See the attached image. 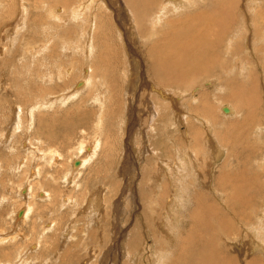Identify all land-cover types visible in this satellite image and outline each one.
Here are the masks:
<instances>
[{
    "label": "rangeland",
    "instance_id": "1",
    "mask_svg": "<svg viewBox=\"0 0 264 264\" xmlns=\"http://www.w3.org/2000/svg\"><path fill=\"white\" fill-rule=\"evenodd\" d=\"M72 1L79 3L83 0L69 2ZM153 1L151 17L165 4L164 2L167 3L169 0H161L158 3L157 0ZM25 2L24 5L21 0H0V141H3L4 134L7 136L6 143L0 144V180L2 181L0 182L2 187H0V264H87L90 257L91 261H88V264H166L170 259L177 264V256L180 259L188 256L192 262H196V257L191 258L190 254L184 252H191L193 256L199 253L207 255L209 252L205 248L208 242L212 239L219 240L218 234L224 226L232 234L227 242L221 244L224 247L217 248L218 256L222 255L225 260L231 258V264H264V228H262L264 227V176H262L264 175V131L263 134L258 135L253 131L254 128L248 120L249 129L246 132L248 134L251 132L252 137L248 135L245 137L253 139L250 143L252 145L243 142L244 144L241 143L230 150V148L219 147L215 141L213 146L210 145L211 148H208L206 143L204 146L200 136L195 135L194 132L205 131L206 125L198 121L200 118L197 116L202 117L203 120L204 118L202 114L194 111V105H199L201 102L199 94L201 97L206 95L208 101L213 98L210 96L213 87L207 86L209 79L198 80L200 82L197 86L201 85L202 89L196 88L197 92L193 96L197 99L196 104L193 98L184 99L188 97L186 91H192L196 85L189 87L186 83L184 87L176 88L173 86L175 82H172L173 85L169 89L161 86L157 88L153 79L147 74L148 64H145L147 62L142 56L144 48H138L141 43L133 45L131 39H128L132 33L128 31V27L132 26L124 27L127 25L126 22L118 19L127 15L125 12L128 8L116 7L115 0L112 2L111 0H94L91 4L89 3L88 7H91L92 12L93 9L102 8L104 5V9L98 13L102 15L101 19L104 23L99 30L100 39H95L92 45L88 44V39L82 30H85L89 23L81 29L80 19L70 17L69 7L62 13L59 12L61 5H57L53 0H25ZM173 2L175 1L171 0L168 6L174 9L180 7L179 2H176V5ZM246 3H244L245 6ZM156 4L158 7L155 6ZM22 6H26L24 8L27 10L22 12ZM171 9L167 8V13H170L168 18L171 19L184 12L182 9L172 12ZM115 10H118L119 14ZM245 11L249 13L247 16L251 23L247 25L251 29L247 30L249 38L244 42H246L245 46L247 43L251 44L254 50L253 28L256 24L262 25L261 29L264 28V22L259 23L262 20L257 21V19L252 21L253 11L248 7ZM54 15L62 18L57 21ZM109 15L114 30L124 35L120 36V39L114 36V31L111 33L112 29L107 20ZM117 21H121L120 24L123 27ZM170 21L166 23V28H168L167 24L174 23ZM12 28L13 31H11ZM123 28L124 31L120 30ZM54 29L60 32L76 30L75 39L72 41L63 39L61 36L56 37ZM86 31L91 32L88 27ZM104 31L105 34L111 33L106 39H102L105 35L101 32ZM125 36L126 40H124ZM86 46H91L90 53L89 50L86 51ZM121 47H123L122 51ZM256 48L263 50L264 41ZM130 49L135 50L138 60L129 53ZM87 54L89 55L86 56ZM252 55L253 53L248 50L244 54L239 52L235 57H241L246 59V62L253 63ZM263 65L256 68L258 72L264 71ZM87 66L94 68L96 76V79L92 81L94 87L91 85L83 87V85L78 93L75 91L76 95L72 100L71 98L67 100L68 102L59 100L48 108L38 106L31 115L32 123L30 119L26 120V113L21 114V118L23 117L21 123L25 122L29 125L26 130H24L26 125L24 124V129L22 127L20 131H12L14 117L18 114L17 110H27L32 106L30 105L32 100L37 102L41 100V96L48 99L52 95L64 97L67 92L71 93L76 88V82H82L83 72ZM65 68L71 72L66 74ZM249 68L247 66V73L251 72ZM140 73L142 76L136 77V74ZM257 74L258 87L262 94L258 107L264 111V75ZM253 76L254 74L251 77ZM156 91L162 92L166 99H157V101ZM220 92L223 93L216 90V94ZM185 100L189 102L186 103ZM225 102L220 106L213 105L215 108L213 121L215 122L216 118L217 122L214 123V127H211L214 130L212 134L209 133L215 140L221 136L220 132L219 136H216L217 129L221 130L226 125L232 127L231 120L222 119V115L217 111V106L219 108L230 106L229 102H226L228 105ZM156 105L162 109V112L159 111L160 116H153V108ZM162 106L167 111L163 110ZM38 111L44 121L38 117ZM148 116L153 118L149 120ZM255 118L264 128L263 115ZM243 125L247 129L246 125ZM188 135L198 139L199 144L203 145V148L196 145V152L200 154L204 151L198 155L200 159L195 163L193 171L184 162L180 169L176 166L183 159V155L194 151L190 145L192 143L194 146L195 143L189 140ZM230 136L237 138L239 134L231 132ZM95 137H99L101 146L97 147L93 159L76 173L73 179L64 181V175L69 172L71 166H77L80 158L85 157L88 152L86 150H89ZM242 139L243 137H240L235 141ZM27 141L42 150L49 148L57 155L52 166L39 165L41 174L39 173L38 176L35 174L33 177L44 183L45 188L50 189L51 195L56 192L60 200H65L66 196L71 200L52 206L50 200L49 204L37 199L34 211L23 220L22 208L28 207L30 200L26 196L28 192L26 193V186L21 184L20 177L24 168L27 167L23 165V162L26 161L28 164L33 158L29 154L31 151L28 149ZM220 150L222 154H217ZM43 158L40 162H43ZM185 158H188L190 163L187 154ZM147 163L151 165L148 170ZM164 168V173L177 169L178 172L174 173V176H178L177 184L180 190L175 181L172 183L169 177V181H166L159 176L160 169L164 170ZM51 176L56 179L51 181L49 179ZM217 179L218 182H216ZM211 182L214 183L211 184ZM171 188H176L180 198H186L187 203L183 207L182 203L177 201L176 214L179 216L175 218L176 214H173L175 220L168 217L170 207L167 206L166 198L170 196L173 190ZM146 189L151 191L147 192ZM163 189L166 190L163 191ZM141 190L147 192L146 196ZM151 193L150 201L154 204L152 205L153 216L149 219V214L145 212L147 203H143V200ZM236 194H238L237 197H235ZM173 199L176 200L175 196ZM94 203L97 208L93 206ZM91 206L94 207L92 211ZM198 208L201 211L199 222L201 220L200 225L203 230L200 234L193 236L195 238L191 237L188 242H182L188 233L194 231L188 222L191 221V214L197 212ZM241 212L253 214L252 219L249 221ZM247 223L252 227L255 223L257 227L260 226L259 232L254 237L260 246L255 247L253 252L249 251L252 249H249L247 241L251 236L244 235L241 230V228H251ZM169 227L176 230L173 233L171 230L169 232ZM196 238L202 240V245ZM221 241L223 242V239ZM35 244L38 245L35 246ZM161 244L166 245L163 250L160 248ZM198 248L201 252L197 250ZM161 251L166 253L168 259L163 257ZM177 251L180 253L178 254ZM174 252L177 253L174 254Z\"/></svg>",
    "mask_w": 264,
    "mask_h": 264
},
{
    "label": "bare ground",
    "instance_id": "2",
    "mask_svg": "<svg viewBox=\"0 0 264 264\" xmlns=\"http://www.w3.org/2000/svg\"><path fill=\"white\" fill-rule=\"evenodd\" d=\"M69 1H71V0H69ZM77 1H79V0H77ZM93 1L94 0H83L82 2L80 1L79 3H77V2L73 3V1H72L71 3L69 2L70 4H68V2H66V0H53V2L56 3L57 5H61V6H59L60 7L59 12H62L63 10H66L69 7L68 11H70V17L72 19H74V18L80 19L81 29H82V27L85 26V24L89 23V26H87V27H88V29H90L91 32L87 33V31H86L87 27L85 30L82 29L84 36L86 35V38L88 39L89 45H92V42L95 39L96 40L100 39L99 30L101 28V25L104 24L102 22V19H101L102 15L100 16L98 14L100 10L104 9V5L102 8L97 7L96 9H93L94 11L92 12L90 10L91 7L90 6L88 7V5H89V3L91 4ZM160 1L161 0H157V3ZM172 1H175V2H173L175 5H176V2H179L180 7H177V9H182L184 11L183 13L177 15L173 19L168 18V17H170L169 16L170 13H167V8H172L171 9L172 12H177V9H174L173 7L168 6V4L171 2V0L167 1V3L164 2L165 4L162 5L158 9L157 12H155L156 14L153 17H151L152 10H153V2H154L153 0H115L114 4L116 7L125 6L126 8H128V10H126L128 13L125 12L127 15L122 17V18H118V19L122 20L123 22H126L127 25H125L124 27H126L128 25L132 26V27H128V31L132 32L128 36L129 37L128 39H131V44H133V45H135L137 43H141L140 44L141 46H139L138 48H140V47L144 48V51L142 52V56L144 57L145 61L147 62L145 64H148L147 74L153 79L157 88H160V86H161L162 88L168 87V89H169V87L171 85H173L172 82H175L176 85L174 84L173 86H176V88H179L182 86L184 87V85L186 83L189 87H191V85H196L195 88L192 86L193 87L192 91H190V90L186 91V93H187L186 96H188V97L184 98L186 100L193 98V102L195 103L197 99H195V97H193V96L197 92L196 88L200 87V90L202 89L201 85L197 86L198 83L200 82L198 80L208 78L209 82L207 83V86H210V88L213 87V89H216V90L223 92L222 94H221V92H220V94H216V90L211 89L212 94L210 96L213 98L210 97L211 99L209 101L206 99L207 98V97H205L206 95L205 96L202 95L204 98L201 97L200 94L198 95V97H200L201 102L199 103V105H194L195 106L194 111H197L198 114H202L204 120L201 119L202 117L197 116V118H200L198 120L199 122L206 125L207 131L205 130L203 132L199 131V133H196V132H194V133H195V135L200 136L199 138L202 139V144L205 146V143H206L207 144L206 146L208 148H211L210 145L213 146L215 144V141H216V143L219 147L228 148V149L230 148V150H232V148L239 146L241 143L244 144L243 142H245L249 145H252V144H250L251 140H253V139H250V137H252V136H250L251 132L249 134H248V132H246L249 129L247 121L248 120L250 121V123L252 125L251 127L254 128L253 131L256 132L258 135L263 134L262 132L264 131V128L260 124H258L259 122L255 118V117H258V115L260 117H262V115H263V118H264V111L260 107H258L260 105L262 94H261L260 89L258 87L259 76L257 74V73H259L260 75H264V71L260 70L258 72V70L256 69L257 67H260L263 65L264 49L259 50L258 48H256V46L260 45L261 42L264 41V28L261 29L260 27H262V25H257V24L253 28V36L254 37H253V43L252 44L256 49L254 48V50H253V48L251 47V44L249 45L248 43L245 46L246 42H244V41L247 38H249L247 36V34H248L247 30L251 29V27L247 25V23H251L250 19L247 16L249 13H246L245 9H246V7H248L249 9H251L253 11L252 14H254V16L252 18V21H255L257 19V21L262 20L261 22H259V23H262V22H264V6H263L264 0H249V1H253L252 3H246L243 0H191V1L172 0ZM21 2L24 5L26 4L25 0H21ZM111 2H112V0H111ZM119 3H120V5H119ZM244 3H246V6L244 5ZM157 5L158 4H156L155 6L158 7ZM24 7H26V6H24ZM24 7L22 6V9ZM22 9H21L22 12L24 10H27V8L26 9L24 8L23 10ZM118 10H115V12L117 14H119L117 12ZM118 16H116V17H118ZM54 17L57 21H59L62 18V17L60 18L56 15H54ZM110 18L111 17L109 15L107 20H108V24L110 25V28L112 29L111 33H112V31H114V36H116L118 39H120V36L123 37L124 35L120 31L118 32V31L114 30V25H113L112 19H110ZM110 20H111V22H110ZM168 20H171L174 23H172L170 21L171 22L170 25L167 24L168 28H166L165 25L168 22ZM117 22L120 24L121 21L120 22L117 21ZM12 27L15 28V26H12ZM13 28L11 31H13ZM54 30H55V36L56 37L61 36V38H63V39L72 40V41H73V39H75V31L76 30L71 29L70 31H61V32L57 31L56 29H54ZM120 30L124 31V28L120 29ZM111 33L108 32V34H105V31L101 32L102 35H105L102 37V39L103 38L106 39L107 37H109L111 35ZM5 35L7 36L8 34H5ZM245 35H246V37H245ZM124 40H126V36L124 37ZM102 44L104 45V41L102 42ZM85 49H86V51L89 50V53L92 51L91 46H89ZM122 50H123V47H121V51ZM248 50L250 51V53L251 52L253 53V55H252L253 56L252 57L253 63H251L250 61L246 62L245 61L246 59L241 58L240 56H239L240 58L235 57L238 55L239 52L244 54ZM124 51H126V49ZM129 53L135 57V60L139 59V57L136 56L135 50L132 51L130 49ZM88 55L89 54H87L86 56H88ZM234 57H235V59H233ZM7 65H8V63H7ZM247 66L251 68V69L249 68V70H251L250 73H247ZM69 71L71 72V70H66V68H65L66 74H68ZM83 73H84V75L82 77L83 78L82 82H78V83L76 82V84H75L76 88L73 89V91L71 93L67 92V94H65L64 97H60V95H56V96L52 95V96L48 97V99L46 97H44L45 98L44 99L41 96V100H37V102L36 101L34 102V100H32V102L30 101L31 104L30 103L29 104L32 106L30 108H28L29 110L27 109V107H26L27 110H24V111H22V109H20L19 111H21V113H19V111L17 110L18 114L14 117L15 121L12 124V126H13L12 131L13 132L15 130L20 131L22 129V127L24 126V124H26L25 122L21 123V120L23 118V117L21 118V114L26 113V115H27L26 120L30 119V121H31V120H33V116H31V115H33V112L38 109L37 108L38 106H39V108H43V107L48 108L51 104H54V103L58 102L59 100L61 102H66L69 98H71L70 100H72L76 95L75 93L76 92L78 93L81 89L80 87H82L83 85H84L83 87H89L90 85H91V87H94V85L92 83V81H94V79H96V76L94 75V68L92 66H87V68L84 70ZM252 74H254L253 78L251 77ZM130 76L132 77V75H130ZM139 76H142V74L141 73L136 74V77H139ZM238 78H240L241 80H239ZM253 79H254V82H252ZM244 80H246V81H244ZM140 82H141V80H140ZM183 89L185 90V88H183ZM151 90H153V88ZM186 93H183V94H186ZM156 94H157V97L155 96L156 100L157 99H159V100L160 99L161 100L166 99V97L163 95L162 92L156 91ZM180 94H182V93H180ZM152 97H153V95H152ZM33 98H31V99H33ZM101 101H102V99H101ZM224 101L229 102L230 106H221V108H219L217 106V111L219 114L222 115L221 116V118L223 117L222 119L229 118L231 120L230 126H232V127H228L226 125V127L221 128V130L217 129L215 131L216 136H219V132L221 133V136L218 140H215L210 135V133L212 134V132L214 131L213 128H211V127H214V123L217 122L216 118H215V122L213 121L214 120L213 117H215L214 106L223 105ZM131 102H132V100H131ZM188 102L186 101V103H188ZM193 102H192V104H194ZM129 105H130V103H129ZM163 106H162V108H164L163 110L167 111L165 109V107H163ZM166 108H168V107H166ZM161 110L162 109H160L156 105V107L153 108V111H154L153 116H155V115L160 116L159 111H161ZM149 112H147V113H149ZM169 112H171V111H169ZM235 112H236V114H234ZM223 113H226V114H223ZM190 114H192V113H190ZM37 115L39 118H41L42 121H44L43 117L39 111L37 112ZM176 115H178V114H176ZM23 116H25V115H23ZM148 118H149V120H151L153 117L151 118L148 116ZM82 119H83V117H82ZM168 121H170V119ZM194 121H192V122H194ZM171 122L173 123V120ZM31 123H32V121H31ZM163 123H164V121H163ZM240 123H242V124H240ZM174 124H175V122H174ZM187 124H189V123H187ZM243 124L246 125L247 129L243 127L244 126ZM28 125L26 124L25 129H24V127H23V129L26 130V127ZM197 129H195V130H197ZM231 132H237L239 134V137H237V138L231 137L230 136ZM178 135H179V133H178ZM190 135H192V134H190ZM246 135H248L250 137H245ZM5 137H7L6 134L3 135V141H0V144L6 143ZM240 137H243V139L238 140L236 142L235 140L240 138ZM188 138H189V140H191L195 143L194 146L192 143L190 145L191 149L194 151L192 153H186L189 156L190 163H188V158H185V155H186L185 154L182 156L183 159L180 158L181 160L179 161L178 165L176 164V166H177V169H180L182 167V162H184L185 164H187L189 169L193 171L194 167H195V163L199 162L198 159H200L199 158L200 156H198V155H201L204 151L202 153L198 154L196 152L197 151L196 145H199L198 147H200V148H203V145L199 144V140L198 139L196 140L192 136L188 135ZM204 139H205V142H203ZM28 141H27V143H28L27 146L29 147L28 149L31 151V152H29V154L31 156H33V158H31V160L29 161L28 164H26V161L23 160L24 161L23 165H25L27 167L24 168L23 172L21 173L22 176L20 177V179L22 180L21 184L26 186L25 187L26 193L28 192V194H26V196H27L28 200H30V203H28V205H27L28 207H25V209L22 208L23 211L21 210L22 211L21 214L23 213V217H24L23 220L25 218H27L32 211H34L33 208L36 204L35 200H37V199L41 200V201H46L49 204H50V202H49V200H50L51 201L50 205H52V206H56V204L58 205V203H60V202H62L64 204V203L69 202L71 200V199H69L68 196H66L67 198L65 200L64 199L60 200L57 197V195L59 196V194L56 192L53 195H51L50 189L49 190L46 189L44 183L39 182L38 179L33 177L35 174L37 176L39 175V173H40L39 165L41 166V164H46V165L52 166L57 155L54 151L50 150L49 148L42 150V148L32 146L31 143H29ZM93 142H92V145H90L89 150L88 149L86 150L88 152L86 153L85 157L82 159L80 158L77 162V166H74V167L71 166L69 172H67V174L64 175V181H67L70 178L73 179L74 175L76 173H78L82 168H84L86 166V164H88L93 159L94 153H95V151H97L96 150L97 147L101 146L100 145L101 143L99 144V137H95L93 139ZM27 146H26V148H27ZM110 146H112V145H110ZM153 147H154V144H153ZM109 148L113 149L112 147H109ZM260 149H262V148H260ZM44 151H46L47 153L46 152L44 153ZM200 151L201 150H199V152ZM153 153H155V151ZM218 153L222 154L221 150L217 151V154ZM153 155H155V154H153ZM259 155H260V157L262 156L261 154H259ZM42 157H44L43 162H40ZM22 158H23V156H22ZM192 158L194 160H192ZM210 160H212V159L210 158ZM210 160H208V161H210ZM21 162H22V160H21ZM0 164H1V162H0ZM18 164H20V162ZM163 164L167 165L168 163L166 164L165 162H163ZM180 164H181V166H180ZM168 165H170V164H168ZM161 166L164 167V165H161ZM212 166H213V164H212ZM150 168H151V165L147 163L146 169L148 170ZM154 169H157V168L154 167ZM168 169H170V168H168ZM177 169L174 168L171 171H167V173H164L165 168H164V170L160 169L161 173L158 172V174L160 173L159 176L163 177L166 181H169L168 180V177H169L172 180V183H173V181L176 182V185L178 187V184H177L178 176H174V173L177 174V172H178ZM156 171H158V170H156ZM144 172L146 173V171H144ZM262 176H264V175H262ZM253 177H254V175H253ZM231 178H234V177L232 176ZM49 179L51 181H54L56 178L54 176H51V177H49ZM151 179H153V177H151ZM157 179H159V178H157ZM224 179H226V178H224ZM30 180H31V182H30ZM256 180H259V179H256ZM218 181L219 180L217 179L216 182H218ZM0 182H2V181L0 180ZM38 182H39V184H37ZM213 183L214 182H211V184H213ZM222 185H224V183ZM179 187H178V189H179ZM171 189H173V188H171ZM20 190H22V189H20ZM153 190H155V189H153ZM156 190H159V189H156ZM164 190H166V189H163V191ZM10 191H12V189ZM149 191H151V190H147V192H149ZM141 192L146 196L147 192H143L142 190H141ZM260 192L261 191H259V193ZM157 193H159V192H157ZM151 195H152V193L148 197H146V199L143 200V203H147V205L145 206V209H146L145 212H146V214H149V219H151L153 216L152 205L154 204V202L150 201ZM174 196H175L176 200L173 199ZM237 196H238V194L235 195V197H237ZM92 198H95V197H92ZM152 199H154V198H152ZM166 199L168 201L167 206L169 205V207H170L168 210V212L170 214V216H168V217L170 219L171 218L174 219L173 214H176V211H177L176 205L178 202L182 203L183 207H185V205L187 204L185 202L186 198H180L179 192L176 188L171 190L170 196ZM82 200H84V198H82ZM187 200H188V198H187ZM155 202H157V200ZM94 204L95 205H93V206H96V208H97L96 203H94ZM218 205H220V204H218ZM88 206H87V209H88ZM93 206H91V208H90L91 211L94 208ZM99 206H100V204H99ZM84 209H86V208L84 207ZM155 209H157V207H155ZM182 209L183 208H181V210ZM166 210H167V207H166ZM196 210H197V212L191 214V216H190L191 221L188 222L194 231H191L190 233H188L187 237H185L186 239H184V241H182V242H188L191 237H193L197 234H200L203 230V228L200 225L201 220L199 222V218H200L199 214L201 211H199V208ZM212 212H214V211H212ZM241 214L246 216L249 221L252 219L253 214L245 213V212H241ZM167 215H168V213H167ZM178 216L179 215L176 214L175 218ZM260 217H262V216L260 215ZM258 220H259V218H258ZM176 222L177 221H175V223ZM152 223H154V222H152ZM162 225H164V224H162ZM166 225H168V224L166 223ZM247 225L249 226L248 223H247ZM249 227H251V228L250 229H246V228L242 229L240 226L244 235L251 236V238H249L247 241L249 244V249H252L249 251L253 252L255 250V247L258 248L260 246L258 244V242L256 243V241L254 240L255 235H257V233L259 232L258 227H260V226L257 227V224L255 223V225L253 227L252 226H249ZM169 228H170L169 232L171 230L172 233L176 230L175 228H172V229H171V227H169ZM262 228H264V227H262ZM232 231H234V230H232ZM34 233L35 232H33V234ZM231 234H232V232H229L227 230V227L224 226L222 228V231L220 232V234H218L219 240L212 239L211 242H208L209 244L205 248V250L207 252H209L207 255H200V253H199V254L193 256V254L191 252L186 251L184 253L190 254L191 258L196 257L197 261L192 262L190 260V258H188V256L186 258H181V259L177 256L176 263L179 264L181 261V264H195V263H199V264H231L232 263L231 258L225 260L222 255L218 256V253H217V248L224 247V245H221V244H224L225 242H227L229 239L228 237ZM163 238H165V237H163ZM193 238H195V237H193ZM196 239H198V238H196ZM222 239H223V242L221 241ZM182 240H183V238H182ZM198 240H200V239H198ZM173 241H174V239H173ZM199 242L202 245V240H200ZM198 244L199 243H197V245ZM37 245L38 244H35V246H37ZM172 246H174V244ZM172 246H170V247H172ZM165 247H166L165 244H161L160 248H161V250H163ZM197 250L200 251L199 248ZM161 252H162L161 254L163 255V257L168 259L166 256V253L164 251H161ZM177 252H174V254ZM179 253L180 252H178V254ZM102 260H104V259H102ZM88 261H91V257H90V259H88ZM88 261H87V264H88ZM85 263H86V261H85ZM166 264H174V260L170 259L166 262Z\"/></svg>",
    "mask_w": 264,
    "mask_h": 264
}]
</instances>
